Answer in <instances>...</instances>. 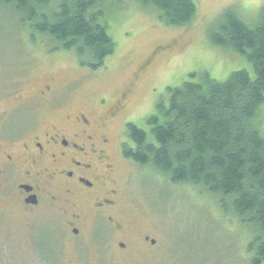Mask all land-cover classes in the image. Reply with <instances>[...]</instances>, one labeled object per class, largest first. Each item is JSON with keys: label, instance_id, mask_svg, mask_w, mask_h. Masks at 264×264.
Wrapping results in <instances>:
<instances>
[{"label": "rangeland", "instance_id": "obj_1", "mask_svg": "<svg viewBox=\"0 0 264 264\" xmlns=\"http://www.w3.org/2000/svg\"><path fill=\"white\" fill-rule=\"evenodd\" d=\"M195 2V20L174 27L167 25L158 11L137 1L108 0L105 22L117 50L97 71L83 67L75 52L55 51L57 46L48 37L33 33L0 5V113L18 108L23 114L31 111L34 121L42 120L52 110H41L36 93L47 84L72 86L59 111L64 114L89 111L93 102L102 99L111 102L136 83L126 115L149 132L145 120L155 113L168 87L199 82L191 78L194 73L209 72L220 82L239 70L254 75L245 56L215 46L211 35L226 10L236 8L252 21L264 0ZM156 48H162L163 53L156 54ZM154 88L156 96L151 97ZM119 123L120 119L111 125L114 133ZM257 126L264 134V106ZM119 139L128 142L126 131ZM129 162L132 167H125L122 174L128 180V214L139 237L148 235L156 245L151 248L139 242L121 255L113 240L103 264H251L254 255L247 250L252 240L248 229L232 213L221 211L216 198L198 186L172 184L161 173ZM27 231L23 222L13 218L2 226L0 264L28 263L23 242ZM3 244L6 248L1 249Z\"/></svg>", "mask_w": 264, "mask_h": 264}, {"label": "trees", "instance_id": "obj_2", "mask_svg": "<svg viewBox=\"0 0 264 264\" xmlns=\"http://www.w3.org/2000/svg\"><path fill=\"white\" fill-rule=\"evenodd\" d=\"M108 0H0L23 26L55 44V51L75 52L80 64L97 71L117 50L106 24ZM159 12L169 26L190 25L195 0H134ZM236 8L224 12L211 35L217 47L231 48L253 66L225 81L209 72L192 74L168 87L145 123L126 128L124 157L149 167L175 185H193L216 198L247 228L251 264H264V134L257 126L264 106V5L252 21ZM26 27V28H27ZM35 42V36L32 35Z\"/></svg>", "mask_w": 264, "mask_h": 264}, {"label": "flooded vegetation", "instance_id": "obj_3", "mask_svg": "<svg viewBox=\"0 0 264 264\" xmlns=\"http://www.w3.org/2000/svg\"><path fill=\"white\" fill-rule=\"evenodd\" d=\"M136 89L132 83L111 102L61 114L72 86L47 84L36 93L41 110H52L42 120L18 108L0 113V229L12 218L24 223L27 264H103L113 240L121 255L139 242L156 245L139 237L122 177L132 163L119 138L133 123L126 114Z\"/></svg>", "mask_w": 264, "mask_h": 264}, {"label": "bare ground", "instance_id": "obj_4", "mask_svg": "<svg viewBox=\"0 0 264 264\" xmlns=\"http://www.w3.org/2000/svg\"><path fill=\"white\" fill-rule=\"evenodd\" d=\"M108 2V1H107Z\"/></svg>", "mask_w": 264, "mask_h": 264}]
</instances>
